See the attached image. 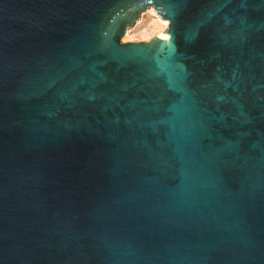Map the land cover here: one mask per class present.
I'll use <instances>...</instances> for the list:
<instances>
[{
    "label": "water",
    "instance_id": "1",
    "mask_svg": "<svg viewBox=\"0 0 264 264\" xmlns=\"http://www.w3.org/2000/svg\"><path fill=\"white\" fill-rule=\"evenodd\" d=\"M0 264H264V0H0Z\"/></svg>",
    "mask_w": 264,
    "mask_h": 264
},
{
    "label": "rangeland",
    "instance_id": "2",
    "mask_svg": "<svg viewBox=\"0 0 264 264\" xmlns=\"http://www.w3.org/2000/svg\"><path fill=\"white\" fill-rule=\"evenodd\" d=\"M148 10L141 13L137 22L129 28L128 33L121 38V42H128V41H144L153 37L154 35L160 33L163 30L164 21L168 20H161L154 12H150Z\"/></svg>",
    "mask_w": 264,
    "mask_h": 264
},
{
    "label": "bare ground",
    "instance_id": "3",
    "mask_svg": "<svg viewBox=\"0 0 264 264\" xmlns=\"http://www.w3.org/2000/svg\"><path fill=\"white\" fill-rule=\"evenodd\" d=\"M150 12H154V9H150ZM164 21V20H163ZM163 24H164V27H163V30L161 31V32H163V31H165L166 30V28L168 27V22L167 21H164L163 22ZM129 31V30H128ZM128 31H127V33H128ZM160 32V33H161ZM159 34V33H158Z\"/></svg>",
    "mask_w": 264,
    "mask_h": 264
}]
</instances>
